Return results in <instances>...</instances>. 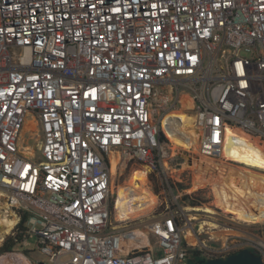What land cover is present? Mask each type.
<instances>
[{
  "label": "built area",
  "instance_id": "obj_1",
  "mask_svg": "<svg viewBox=\"0 0 264 264\" xmlns=\"http://www.w3.org/2000/svg\"><path fill=\"white\" fill-rule=\"evenodd\" d=\"M170 115L199 137L188 156L264 175L234 145L264 158V0H0V215L13 237L25 217L49 264H189L178 210L145 230L112 216L117 170L181 167ZM232 221L241 235L201 258L264 262V224Z\"/></svg>",
  "mask_w": 264,
  "mask_h": 264
},
{
  "label": "bare ground",
  "instance_id": "obj_2",
  "mask_svg": "<svg viewBox=\"0 0 264 264\" xmlns=\"http://www.w3.org/2000/svg\"><path fill=\"white\" fill-rule=\"evenodd\" d=\"M172 116V115H170ZM170 116L163 120V126L167 125L166 134L172 136L169 139L175 149L188 151L191 148L198 147L199 137L189 125L190 120L184 115H174L175 120H169ZM29 125V124H28ZM27 125V128H28ZM181 132V137L178 132ZM180 138L183 145L180 146ZM236 157L239 161L255 167H264V158L253 148H244L242 144L235 143ZM227 145V151L230 148ZM234 149V148H233ZM181 154V153H180ZM187 156V155H186ZM190 159L188 156L186 160ZM190 164V165H189ZM194 171L193 190L199 191L203 188L210 187L214 197V205L227 214L234 216L235 220L249 224H264V175L254 172L243 167H233L221 164L219 161L210 158L200 157L199 160L192 159V163H184V168L188 167ZM182 168V167H181ZM216 169L220 172L217 178H214ZM116 163L113 165V172H116ZM136 175L132 177V182L126 187L119 189L118 199L116 202L118 219L127 220L140 217L144 212L146 204H152L150 199L156 200L154 193L143 187L146 182L144 170H136ZM142 176L141 179H138ZM138 179V180H137ZM141 184V185H140ZM144 198L145 205L143 208L137 203L134 194ZM1 196V195H0ZM143 209V210H142ZM197 210H201L200 208ZM204 212L214 215L215 211L211 208H205ZM11 213L0 215V246L5 237L12 232L17 223V218H9ZM197 220L198 218L195 217ZM206 226L217 228L213 222H206ZM192 236V233H189ZM146 240L143 239V242ZM129 244L133 246L139 239L131 238ZM145 243H142V245Z\"/></svg>",
  "mask_w": 264,
  "mask_h": 264
},
{
  "label": "rangeland",
  "instance_id": "obj_3",
  "mask_svg": "<svg viewBox=\"0 0 264 264\" xmlns=\"http://www.w3.org/2000/svg\"><path fill=\"white\" fill-rule=\"evenodd\" d=\"M169 120L174 121L175 116H170ZM170 137L172 138L171 135ZM181 145L183 144H181L180 142L179 147H182ZM174 152L177 158H179L177 160V163H180L182 168L180 167L177 171L167 170L166 173H163L160 167H158L157 170L152 169L149 174V181L143 182L142 184L143 187L151 190L154 193V195L156 196V200L150 199V202L152 204L148 203L145 205L144 198L139 197L136 193L134 194L136 201L140 205V207L143 208L145 205L146 208V210L142 209L144 213L136 220L138 221L137 224H142L141 230H145V226L149 221L158 219L163 214H167L169 210L174 209L178 210V212L182 214V219L184 222L190 221L195 229V233L191 232L192 236H189L190 228H186L184 242L187 244V246L194 243L195 239L199 241V245L196 247L199 250H201V248L204 249L206 246H208L209 248L212 246H221L224 242L227 241V238H230L229 241L235 240L237 236L241 235L242 228L237 223L232 221L234 216L223 212L214 205V197L212 191L210 190V187L203 188L199 191L193 190L192 184L194 181L193 177L195 176L194 171L189 168L190 166L184 168V163L186 164L189 161V159L188 161L186 160V157L188 155L181 149H174ZM196 156L197 155L194 154L193 156L190 155L188 157L194 158ZM136 170H147V168H144L139 164H135L130 165L126 170L122 171V173L120 172V170H117L114 181L113 201L118 198L119 189L126 187L129 183L132 182V177L136 175ZM212 172H214V178H217V175L220 174V172L216 169H212ZM151 176L157 178V186L160 187V192L158 194L154 191V186H156V183L154 181H151ZM161 177L168 178L172 186V190L167 188V191H164V184H162ZM141 178L142 176L138 177V179ZM180 178L182 180L181 182L177 180ZM179 184H183L186 189L181 190ZM186 195L193 196L195 199L202 201L203 204L197 207H193L188 201H184V197ZM199 208L201 210H197ZM205 208L213 209L216 214L211 215L205 213ZM112 216L113 218L117 217V213L115 210H113ZM195 217L198 219L196 220ZM208 221L216 224L217 228L206 226L205 223ZM136 234L137 236L133 238L139 239V241L141 242H135L133 246L147 243L145 234L142 231H138ZM9 236H13L11 232L5 237L1 246ZM143 239L146 241L143 242ZM151 241L153 242L154 240L152 239ZM40 262L49 264L48 257L41 253L38 249V237L36 235H31L29 237L28 244L20 243L14 248L12 253L0 256V264H39ZM202 262H205V258L197 259L195 261V264H200Z\"/></svg>",
  "mask_w": 264,
  "mask_h": 264
},
{
  "label": "trees",
  "instance_id": "obj_4",
  "mask_svg": "<svg viewBox=\"0 0 264 264\" xmlns=\"http://www.w3.org/2000/svg\"><path fill=\"white\" fill-rule=\"evenodd\" d=\"M165 131L167 130V125L164 126ZM178 134L180 135L181 132L179 131ZM167 135V134H166ZM168 136V135H167ZM170 138V136H168ZM181 137V135H180ZM180 139V138H178ZM180 142L183 143L180 139ZM151 181H154L156 183V186H154V191L155 193H159L160 192V187L157 186V178H155L154 176H151ZM179 187L181 188V190H185L186 187L183 184H179ZM184 201H188L190 203V205H192L193 207H197L203 204L202 201L195 199L193 196L191 195H186L184 197ZM113 207V204H112ZM25 221L26 218L24 217L20 224H19V231H21L22 233H19L16 237L13 236H9L6 241L3 243V245L0 247V256L12 253L14 248L20 244L23 241V232L25 231ZM185 247H187V244L184 242ZM188 253H189V264H195V261L197 259H200L201 256L204 254V252L202 250H199L197 248H188ZM205 262H202L200 264H204Z\"/></svg>",
  "mask_w": 264,
  "mask_h": 264
},
{
  "label": "water",
  "instance_id": "obj_5",
  "mask_svg": "<svg viewBox=\"0 0 264 264\" xmlns=\"http://www.w3.org/2000/svg\"><path fill=\"white\" fill-rule=\"evenodd\" d=\"M199 160V157H194ZM189 163H192V159H189ZM2 225L0 224V229ZM39 264H46L45 262H40ZM204 264H264L261 257L255 255L248 249L241 250L240 252L229 256L227 259H213L208 260Z\"/></svg>",
  "mask_w": 264,
  "mask_h": 264
}]
</instances>
